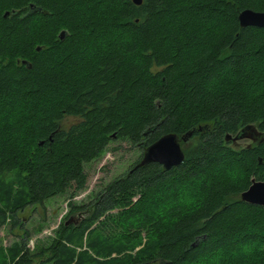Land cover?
<instances>
[{
  "label": "trees",
  "instance_id": "trees-1",
  "mask_svg": "<svg viewBox=\"0 0 264 264\" xmlns=\"http://www.w3.org/2000/svg\"><path fill=\"white\" fill-rule=\"evenodd\" d=\"M246 8L264 0H0V225L24 229L0 264H264V207L237 197L264 180V28L240 26ZM167 133L182 163L137 166ZM118 139L141 158L32 252L18 213L83 189Z\"/></svg>",
  "mask_w": 264,
  "mask_h": 264
},
{
  "label": "rangeland",
  "instance_id": "rangeland-1",
  "mask_svg": "<svg viewBox=\"0 0 264 264\" xmlns=\"http://www.w3.org/2000/svg\"><path fill=\"white\" fill-rule=\"evenodd\" d=\"M79 119L67 116L63 120L68 127ZM261 132L252 126L242 137L234 136L226 139V143L233 148L247 147L261 137ZM142 156L141 147L133 144L128 139L113 140L108 147L94 160L84 164L87 174V184L83 189H78L73 183L64 193L53 196L44 204L31 205L18 213L24 228L28 229L30 238L27 247L32 252H39L49 245L56 236L61 223L68 220L71 215L75 221H80L87 215L85 211L75 210L74 206H86L104 190L106 185L116 177L128 171ZM237 197H240L238 195ZM117 210H114L116 212ZM24 229L16 226L11 231V225H0V238L4 247L9 248L14 242L20 241V234ZM44 257H36L33 264H39Z\"/></svg>",
  "mask_w": 264,
  "mask_h": 264
},
{
  "label": "water",
  "instance_id": "water-1",
  "mask_svg": "<svg viewBox=\"0 0 264 264\" xmlns=\"http://www.w3.org/2000/svg\"><path fill=\"white\" fill-rule=\"evenodd\" d=\"M133 2L140 5L143 3V0H133ZM237 18L241 27L253 26L264 28V11H255L246 8L239 12ZM65 33L66 31L60 33L62 39ZM191 134L192 132H188L186 135L182 136V141L185 142ZM242 136V133H238L233 138L237 139ZM229 138H231V135H226V139ZM183 160L184 152L181 148L178 136L174 133H167L157 138V140L144 151L141 161L137 166L158 163L165 170H169L172 167L180 165ZM240 199L246 203L264 207V180L252 178L248 188L240 194Z\"/></svg>",
  "mask_w": 264,
  "mask_h": 264
}]
</instances>
